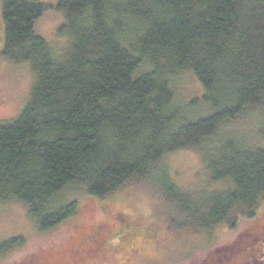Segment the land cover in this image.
Segmentation results:
<instances>
[{
    "label": "trees",
    "instance_id": "16d2710c",
    "mask_svg": "<svg viewBox=\"0 0 264 264\" xmlns=\"http://www.w3.org/2000/svg\"><path fill=\"white\" fill-rule=\"evenodd\" d=\"M49 8L63 16L58 53L35 28ZM0 9L1 54L33 76L21 111L0 122V205L21 206L38 231L70 223L93 239L37 264H101L121 250L132 213L116 203L131 184L161 195L185 233H235L203 264H264V0H1ZM184 72L202 89L187 103L171 89ZM252 116L256 144L240 128ZM184 150L199 155L208 187L188 192L163 165ZM70 190L88 196L84 215ZM25 243L0 238V259Z\"/></svg>",
    "mask_w": 264,
    "mask_h": 264
},
{
    "label": "rangeland",
    "instance_id": "374dc122",
    "mask_svg": "<svg viewBox=\"0 0 264 264\" xmlns=\"http://www.w3.org/2000/svg\"><path fill=\"white\" fill-rule=\"evenodd\" d=\"M41 1L50 7L58 0ZM62 21V14L49 8L35 24L36 31L49 40L56 53L65 41V38L57 33ZM2 47L3 22L0 9V122L11 120L18 115L27 102L33 78L32 73L25 66L8 65L1 54ZM171 83V89L181 102L187 103L202 96L199 82L188 72L177 75ZM255 119L257 118L252 116L242 125L237 122L233 125L234 129H238L241 125L242 131L247 130L253 144L258 141L254 135ZM162 163L168 167L175 183L188 192H196L206 184L207 187L209 186L206 177H200L203 165L199 155L192 150L171 154ZM137 185L127 186L120 194V196L127 195L126 199L116 203L127 213L130 211L132 213L130 224L123 227L119 234V238L121 237L124 243L123 248L111 252L112 255L106 252L101 264H203L204 260L211 257L213 250L234 242L236 236L230 229H214L209 236L198 232L185 233L179 221H169L166 217L167 207L162 204L161 195L149 187L141 185L137 187ZM210 188L213 190L217 187L211 185ZM68 198L77 199L80 216L91 207L88 196L80 191L70 190ZM96 209L95 205L92 215H96L97 219L99 214L100 216L103 214L100 210L95 211ZM96 219L91 220L96 221ZM149 230L153 235L150 243L145 240ZM13 235L25 236L26 243L0 259V264H37L39 261L46 263L57 257L62 259V254L70 250H73L72 253H80L83 251L82 245L91 248L93 241L92 238L82 241L71 229L70 223H64L52 230L38 231L21 206L0 205V238ZM116 240H112L111 245H115ZM135 247H138V250L134 251L136 255L132 256ZM108 248L111 247H107L106 250ZM62 261L63 259L59 262ZM79 264H96V262L88 259Z\"/></svg>",
    "mask_w": 264,
    "mask_h": 264
}]
</instances>
